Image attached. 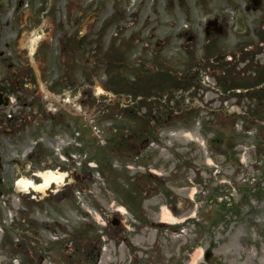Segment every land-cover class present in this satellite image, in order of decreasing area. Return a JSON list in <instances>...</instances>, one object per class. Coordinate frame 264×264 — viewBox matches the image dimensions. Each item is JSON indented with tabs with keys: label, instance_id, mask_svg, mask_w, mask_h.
Returning a JSON list of instances; mask_svg holds the SVG:
<instances>
[{
	"label": "rangeland",
	"instance_id": "374dc122",
	"mask_svg": "<svg viewBox=\"0 0 264 264\" xmlns=\"http://www.w3.org/2000/svg\"><path fill=\"white\" fill-rule=\"evenodd\" d=\"M17 1L7 0L0 16V83L14 90L10 84L18 80L22 88L20 93L11 92L15 102L1 110L14 117L0 123V164L8 169L3 177L7 176L9 187L0 190V264H40L42 259L41 264H243L245 244L255 254L247 264H264L260 260L264 259V114L258 113L264 102L255 112L256 93L237 96V89H232H243L264 75V47L256 44L258 34L264 33V6L245 11L246 0H23L19 6ZM220 13L229 22L241 14L250 25L234 37L230 31L227 36L232 39L225 41L231 59L221 67L226 76L219 74L218 83L228 86L227 95L234 96L229 115L217 117L223 112L213 110L208 116L206 103H194L203 100L201 83L171 87L160 92L158 102L149 99V103L152 111L163 105L180 111L181 118L171 117L180 126L179 132L159 136L158 145L135 159L123 156L121 149L109 148L112 132L107 128L127 124L119 111L120 102L108 89L117 86L115 78L132 79L137 74L142 78L160 69L173 74L194 72L196 81L200 72H209V49L170 47L185 38L174 34L190 28L201 37L205 18ZM258 20L263 24L256 27ZM37 27L44 33L31 51L28 40ZM238 35L247 48H239ZM167 36L170 46L155 47V40ZM239 49L245 52L242 61ZM142 63L147 68L140 69ZM65 93L68 100L63 99ZM83 124L101 140L107 139L100 146L111 160L110 167L94 168L95 182L83 185L90 189V197L84 199L78 188L63 185L72 179L70 169H79L86 158V151L77 145ZM173 138L174 144L168 145ZM33 144L46 149L41 165L32 163L23 170L27 146ZM47 170L68 173L56 185L58 192L36 191L42 199L34 203L32 190L13 191L16 177L33 178L37 183L42 179L39 172ZM147 172L164 177L171 187L180 185L175 187L176 209L163 203H169L164 188L163 202L157 194L145 202L142 212L123 209L127 231L116 233L104 226L105 212L110 214L121 205L110 191L112 182L133 199L137 188H130L129 177ZM218 192L225 193L217 196ZM61 194L64 198H59ZM117 197L122 198L119 193ZM150 201H158V208ZM86 208L91 212L87 218L83 216ZM158 219L171 224L149 225ZM143 220L148 221L146 225ZM82 223H87L93 236L84 246L73 234ZM232 233L237 235L238 248L234 255H225L218 247ZM124 235L127 241H119ZM97 238L102 247L98 255ZM206 248L213 252L207 262Z\"/></svg>",
	"mask_w": 264,
	"mask_h": 264
},
{
	"label": "flooded vegetation",
	"instance_id": "af4514ba",
	"mask_svg": "<svg viewBox=\"0 0 264 264\" xmlns=\"http://www.w3.org/2000/svg\"><path fill=\"white\" fill-rule=\"evenodd\" d=\"M5 9H6V5H5V2L2 0V1H0V15H3L4 14ZM222 26L225 28L224 30H226L229 27V25L226 24V23L223 24ZM230 29H234V27L232 26V27H230ZM231 38L232 37L220 38L218 36L209 35V38H206L205 39V42L209 44V47L210 48H215V49L218 50V56H219L218 59H215V61H214L213 60V57H210L209 56V68L210 67H213V68H210V69L215 70L216 67H217V64L220 63L219 60H220V58L222 56V51H221L222 47L218 45V42L221 39L222 40H225V41H229V40H231ZM185 43H188V42L186 41ZM262 44L264 45V39H263ZM187 47L188 46L186 45L185 48H187ZM131 97H133L132 94H131ZM129 109L130 110H133V107L130 106ZM147 113L150 114L151 112H146L145 114H147ZM143 118H145V117H143ZM115 129L119 133H124V134H128V135L145 134L148 131V128L147 127H128L126 129H120V128H115ZM154 131L159 132V131H161V128L160 127H156ZM91 135H92L91 138H90L91 140L89 141L90 144H92V140H96V133H91ZM144 141H147V140H144ZM86 178H88V174H85L84 175L83 181H86ZM117 219L119 220V223H120V220L121 219L120 218H117Z\"/></svg>",
	"mask_w": 264,
	"mask_h": 264
},
{
	"label": "bare ground",
	"instance_id": "6f19581e",
	"mask_svg": "<svg viewBox=\"0 0 264 264\" xmlns=\"http://www.w3.org/2000/svg\"><path fill=\"white\" fill-rule=\"evenodd\" d=\"M37 40L36 36L32 37V41L30 42V45H32L31 47V51L33 50V47L35 46V42ZM61 177L62 174H55V173H51V172H46L43 175V183L39 184L37 186H35V188L39 189V188H43L46 185L49 184V182H55L57 184H59L61 182ZM238 248V244H237V235L236 233H232L230 234L223 243L220 244V246L218 247V249L225 255H234L236 253V249ZM243 254H246V256H244L243 259V264H247V262L249 261L250 257H254L255 254H252L249 252L248 247L245 246L243 249ZM261 262L264 263V259H261ZM232 264V263H229Z\"/></svg>",
	"mask_w": 264,
	"mask_h": 264
},
{
	"label": "water",
	"instance_id": "95a60500",
	"mask_svg": "<svg viewBox=\"0 0 264 264\" xmlns=\"http://www.w3.org/2000/svg\"><path fill=\"white\" fill-rule=\"evenodd\" d=\"M3 101L4 103H6V98L2 97V94H0V102ZM205 257L208 258L209 257V250H206L205 252Z\"/></svg>",
	"mask_w": 264,
	"mask_h": 264
}]
</instances>
